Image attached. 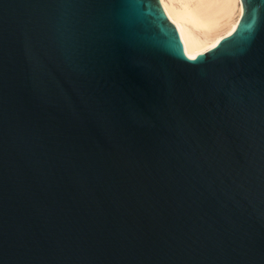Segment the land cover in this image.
I'll use <instances>...</instances> for the list:
<instances>
[{
	"label": "water",
	"instance_id": "water-1",
	"mask_svg": "<svg viewBox=\"0 0 264 264\" xmlns=\"http://www.w3.org/2000/svg\"><path fill=\"white\" fill-rule=\"evenodd\" d=\"M190 59L160 0H0V264H264V0Z\"/></svg>",
	"mask_w": 264,
	"mask_h": 264
},
{
	"label": "bare ground",
	"instance_id": "bare-ground-1",
	"mask_svg": "<svg viewBox=\"0 0 264 264\" xmlns=\"http://www.w3.org/2000/svg\"><path fill=\"white\" fill-rule=\"evenodd\" d=\"M189 56L198 55L231 33L241 17L240 0H160Z\"/></svg>",
	"mask_w": 264,
	"mask_h": 264
},
{
	"label": "snow or ice",
	"instance_id": "snow-or-ice-1",
	"mask_svg": "<svg viewBox=\"0 0 264 264\" xmlns=\"http://www.w3.org/2000/svg\"><path fill=\"white\" fill-rule=\"evenodd\" d=\"M241 14L243 15V8L241 9ZM190 59L195 60L196 56H192V57H190Z\"/></svg>",
	"mask_w": 264,
	"mask_h": 264
}]
</instances>
